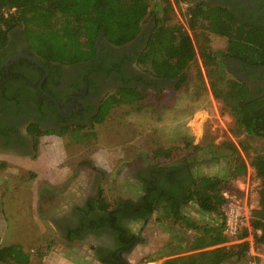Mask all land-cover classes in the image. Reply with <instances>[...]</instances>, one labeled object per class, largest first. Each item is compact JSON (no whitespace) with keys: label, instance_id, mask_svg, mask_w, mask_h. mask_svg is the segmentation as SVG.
Returning a JSON list of instances; mask_svg holds the SVG:
<instances>
[{"label":"trees","instance_id":"trees-1","mask_svg":"<svg viewBox=\"0 0 264 264\" xmlns=\"http://www.w3.org/2000/svg\"><path fill=\"white\" fill-rule=\"evenodd\" d=\"M179 1L188 3L186 10L179 12L184 18L181 20L176 19L173 5L175 3L181 10ZM194 1L0 0V64L7 57L10 32L18 27L28 42L29 51L32 52L29 55H36L52 71L57 68V64L77 63L93 58L97 53L96 40L100 33L105 41L114 46L134 40L142 23L148 16H153L154 25L143 49L138 53L137 64L155 77L176 79L175 87H179L186 83L189 66L198 55L201 67L210 79L213 96L222 102L233 118L232 131L248 137H264V99L259 101L250 97L246 88L231 79L224 81L220 69L210 67V58L215 52L208 51L206 39L207 31L226 35L229 37V51L234 55L249 63L263 64L264 28L228 23V17H219L223 13H214L212 16L199 4H194ZM5 9L10 10L7 15L2 12ZM204 20L208 21L207 24L203 23ZM20 62L24 63L26 60L21 59ZM14 65L16 68V62L11 67L14 68ZM28 65L42 71L31 63ZM201 75L198 71L199 80L204 84ZM17 78L24 82L28 79L27 76ZM0 94L3 95L4 92L1 91ZM141 97L142 94L134 88H122L102 100L98 116L94 120L97 123L102 122L114 107L129 105L139 110L143 104L137 101ZM34 128L37 125L31 126L30 131H34ZM68 133L73 143L83 144L87 139L96 137L93 127L84 131L70 128ZM37 141L36 139L35 143ZM237 145L228 142L229 153L226 158L232 165L229 177L244 174L248 163L260 180V188L258 207L250 212L249 227L240 230L234 238L238 240L235 243L215 246L226 241V236L221 233L225 219L221 212V206L225 202L222 192L225 181L216 175L205 174L191 178L188 189L183 187L178 190H160L157 186L150 187L147 190L148 201L145 208L141 203L128 202L123 205L122 210H109L111 205L100 201L89 208V212L93 213L92 219L77 229H71L70 233L80 232L85 228L100 230L106 227L113 233L115 242L111 246L96 247L93 251L94 258L101 264H132L123 255L130 252L140 238L120 223L118 213H124L123 210L130 208V218H142L152 211L153 201L158 205L162 202V216H172L195 229L201 228L203 232L211 234H200L189 245V249L201 250L166 258L160 264H225L230 261L234 264H247L251 260L258 262L259 257L251 255L250 248L251 244L264 246V152L259 151L249 156V146L245 142L239 140ZM168 151L163 152V155L170 159V150ZM241 151L249 157L248 162L242 158ZM220 156L225 157V153ZM185 165L189 167L187 163ZM191 202L201 212L220 214L221 224L209 228L191 221L182 213V207ZM249 235L251 242L245 239ZM212 245L215 247L203 249ZM33 256L37 258L36 264H42L41 252L33 255L19 243L0 245V262L4 264H30Z\"/></svg>","mask_w":264,"mask_h":264},{"label":"flooded vegetation","instance_id":"flooded-vegetation-1","mask_svg":"<svg viewBox=\"0 0 264 264\" xmlns=\"http://www.w3.org/2000/svg\"><path fill=\"white\" fill-rule=\"evenodd\" d=\"M179 3L183 5L182 11H185L188 3ZM194 4H199L212 16L214 13H223L218 14L219 17H228V23L232 22L236 26L264 28V0H195ZM173 5L174 10H177L178 6L175 3ZM207 22L204 20L203 23ZM153 25L154 17L148 16L142 23L137 37L120 46H114L98 35L97 53L93 58L77 63L57 64V68L52 71H49L36 55H29L28 42L21 29L18 27L12 30L7 44V57L0 64V92H4L3 95L0 94V152L31 151L40 136L56 135L64 138L71 136L68 133L70 128L74 131L91 129L97 123L94 118L98 116L102 100L122 88L129 87L139 91L142 97L137 102L143 104L147 103L148 93L159 96L168 87H175L176 79L155 77L137 64L138 53L143 49ZM207 33L208 51L215 52L211 55L210 67L219 68L224 75V81L231 79L246 88L250 97L263 100L264 63L254 64L242 60L229 51L228 36L209 31ZM213 40L222 42V46H214ZM26 55L43 64L47 70L28 59ZM21 59L26 62L21 63ZM15 62L16 68L15 65L12 68ZM194 62L201 65L198 55ZM30 63L42 71L29 66ZM23 76L28 77L27 82L17 78ZM203 79L204 84L199 82L198 75H194L196 85L216 99L205 72ZM33 125H37V128L31 132ZM47 131L54 133H46ZM258 138L264 139L260 136ZM141 162L136 160L128 162L121 169L115 168L111 182L118 185L115 187L113 209L122 210L123 205L128 202L141 203L145 208L148 201L147 190L152 186H157L160 190H178L183 187L188 189L191 186L190 169L186 167L185 162L166 166ZM99 177L102 181L105 180V174L100 173ZM123 190H126L125 194L128 193L126 196L122 193ZM152 204V211L143 218L155 212L162 202L158 205L153 201ZM123 211L124 213H118V218L120 223L128 228L127 223L133 220L129 216L131 209ZM92 215L88 209L83 218L77 216L69 219L67 223L72 229H77L91 220ZM85 231L87 228L82 230L83 233ZM94 237L97 243L93 251L96 247L111 246L115 242L113 233L106 227L100 229Z\"/></svg>","mask_w":264,"mask_h":264},{"label":"rangeland","instance_id":"rangeland-1","mask_svg":"<svg viewBox=\"0 0 264 264\" xmlns=\"http://www.w3.org/2000/svg\"><path fill=\"white\" fill-rule=\"evenodd\" d=\"M180 6L181 10L178 8L174 10L178 20L184 19L179 13L182 12L183 5L180 4ZM212 43L214 46L223 44L215 40ZM198 71L202 73L203 78V67L198 62L191 63L186 83L179 87H168L159 96L148 93L147 103H143L139 110L129 105L111 109L102 122L93 125L95 139H87L83 144H80L73 143L70 137L65 136L64 146L68 150L85 151L84 155L87 154V151H94L96 155L100 156L102 164L113 169L112 177L116 169H121L128 162L136 160L138 162L142 160L141 163L148 162L165 166L185 162L189 165L192 179L204 174L216 175L224 179L222 192L225 202L221 206V212L224 214L223 207L227 200H237L247 212L249 223L251 210L258 207L260 180L248 163L244 174L229 177L228 173L231 172L232 165L226 158L229 153L228 142L237 145L238 141L242 140L249 146V156H252L256 152H264V139L248 137L243 133L235 134L232 131L234 121L227 108L194 82V75H198ZM237 147L239 148V145ZM168 150H170V159L163 155V152L168 153ZM222 153H225V157L220 156ZM241 154L242 158L248 162L249 157L242 151ZM1 164L0 161V169H3ZM19 179L23 185L29 186V179ZM111 184L102 192H104L105 198L109 199L110 205L113 206L115 187L117 188L118 184L115 185L113 182ZM125 192L126 190L122 191L126 196L128 193L125 194ZM33 193L34 191L31 192V196ZM15 195L18 199L28 200L31 198L30 192L24 194L23 189L18 190ZM187 205L194 207L193 202ZM186 211L192 213L190 209ZM9 219L11 220V217ZM16 219L13 221V224L17 222L16 227H13L14 230H9L7 237L2 244L0 242V245H8L12 242L22 243L24 236L30 234V237L36 238L38 235L37 230L40 226L36 225L37 222H25L20 217ZM38 222L41 224L42 220ZM10 224L12 226V222ZM27 227H30L31 230ZM25 231L28 232V235L24 233ZM43 237L44 240L37 239L32 241L31 245L23 247L30 250L33 255L36 252L43 253L42 264H58L62 254L50 252L52 249L49 244L51 237L47 234ZM250 240L252 241V238ZM231 243L235 242L228 244ZM61 248L55 244L53 249L58 251ZM252 251L259 257L258 262H262L264 246L254 244ZM129 261L132 264L147 262L145 256L140 253V247L130 254ZM36 262L37 258L33 256L30 264H36ZM0 264L4 263L0 262ZM225 264H234V262L230 261Z\"/></svg>","mask_w":264,"mask_h":264},{"label":"crops","instance_id":"crops-1","mask_svg":"<svg viewBox=\"0 0 264 264\" xmlns=\"http://www.w3.org/2000/svg\"><path fill=\"white\" fill-rule=\"evenodd\" d=\"M64 141V138L56 135H44L38 138L34 150L0 152L1 166L3 165V169H0V242L2 244L10 229L14 230L17 222L13 224V221L20 217L25 222H37L36 225L40 226L36 238L30 237V234L24 236V242H19L22 246L31 245L37 239L44 240L43 236L47 234L51 237L50 252L62 254L58 264H101L93 256V248L97 243L94 235L99 230L87 229L84 233L80 232L82 235H75L70 233L72 227L67 221L77 216L83 218L88 209L100 201L110 204L102 190L112 185L113 169L102 164L100 156L94 151H87L84 155L85 151L82 150H68ZM100 173L105 174L104 181L99 177ZM19 178L29 179V186L23 185ZM21 189L24 194L30 192L31 198L18 199L15 193ZM32 191L34 193L31 196ZM188 208L192 213L186 211ZM161 209L162 205L148 217L133 219L127 223L130 231L140 238L130 252L124 253L123 256L128 261L130 254L140 247V253L147 261L160 264L166 258L201 250L189 249V245L200 234H211L172 216L164 217ZM109 210H113V206ZM182 213L197 225L209 228L218 226L222 221L220 214L201 212L195 205H185ZM40 220L41 224L38 222ZM27 228L31 230L30 227ZM24 233L28 235L27 231ZM221 233L226 236L223 230ZM228 243L230 242L226 236L225 242L215 246ZM55 244L61 246V250H54ZM250 253L256 254L252 249ZM259 264H264V259Z\"/></svg>","mask_w":264,"mask_h":264},{"label":"built area","instance_id":"built-area-1","mask_svg":"<svg viewBox=\"0 0 264 264\" xmlns=\"http://www.w3.org/2000/svg\"><path fill=\"white\" fill-rule=\"evenodd\" d=\"M10 10H2L4 15H7V12ZM12 11V10H11ZM224 210V227L223 231L225 235L228 237L229 242H236L235 236L239 233L240 229L242 227H249L248 223V214L245 212V210L242 208V206L239 204L237 200H227L225 203V206L223 207ZM250 236V235H249ZM251 238V237H250ZM248 241H251L247 237L245 238ZM252 249V244L251 248ZM251 255H257L252 254ZM145 264H157L155 261H147ZM249 264H259V262H256L255 260H251Z\"/></svg>","mask_w":264,"mask_h":264},{"label":"water","instance_id":"water-1","mask_svg":"<svg viewBox=\"0 0 264 264\" xmlns=\"http://www.w3.org/2000/svg\"><path fill=\"white\" fill-rule=\"evenodd\" d=\"M99 36L102 37V36H103L102 33H100ZM26 57H27L28 59L32 60L33 62L38 63L39 66H41L42 68H44L45 70H47V68H46L43 64L39 63V62H38L37 60H35L34 58H32V57H30V56H28V55H26ZM40 83H41V82H40Z\"/></svg>","mask_w":264,"mask_h":264}]
</instances>
